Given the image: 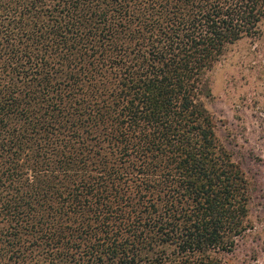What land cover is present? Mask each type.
I'll return each mask as SVG.
<instances>
[{
	"label": "trees",
	"instance_id": "trees-1",
	"mask_svg": "<svg viewBox=\"0 0 264 264\" xmlns=\"http://www.w3.org/2000/svg\"><path fill=\"white\" fill-rule=\"evenodd\" d=\"M264 0H0V264H231L249 184L209 72Z\"/></svg>",
	"mask_w": 264,
	"mask_h": 264
},
{
	"label": "rangeland",
	"instance_id": "rangeland-1",
	"mask_svg": "<svg viewBox=\"0 0 264 264\" xmlns=\"http://www.w3.org/2000/svg\"><path fill=\"white\" fill-rule=\"evenodd\" d=\"M209 78L206 106L216 135L244 171L250 194L249 228L224 258L264 264V22L257 37L228 46Z\"/></svg>",
	"mask_w": 264,
	"mask_h": 264
}]
</instances>
